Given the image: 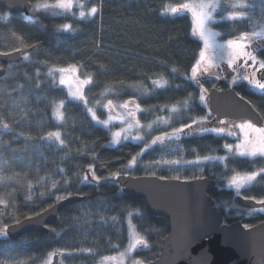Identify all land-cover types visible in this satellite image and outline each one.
Returning <instances> with one entry per match:
<instances>
[{
    "label": "trees",
    "instance_id": "obj_1",
    "mask_svg": "<svg viewBox=\"0 0 264 264\" xmlns=\"http://www.w3.org/2000/svg\"><path fill=\"white\" fill-rule=\"evenodd\" d=\"M180 2L182 0H102L103 7L98 15L83 21L33 10L29 19L30 16L23 14L5 15L9 12L0 8V52H15L14 49L21 47L18 36L23 37L26 44H39L37 49H22V54H31L29 60L0 64V68L6 70L0 79V119L14 129L8 132L0 128V166L3 169L0 175L11 177L0 183V198L7 201V208L0 205L3 223L9 227L14 225L13 214L23 220L25 215L43 212L57 203L56 195L70 192L71 196L81 197L79 202L60 211L57 220L49 224L44 233H30L18 239L0 236V242L6 241L0 243V261L16 264L26 260L28 264H44L48 253L66 250L63 257L59 256L60 264H100L104 256L112 257L126 248L129 219L150 243V247L139 251L138 256L146 262L160 256L162 242L169 233L168 220L152 215L143 200L124 194L116 179L102 180L99 184L82 183V174L90 164L101 177L120 172L165 179L179 176V180L210 178L219 186L211 196L225 223L241 222L253 227L264 222V212L250 213L251 209L240 207L234 191L227 187L232 168L251 171L253 166H264V160L230 159L227 168L219 161L156 163L225 155L227 150L223 146L236 143V138L229 135H182L177 141L149 148L137 157L135 166L125 167L151 138L191 123L192 117L214 119L208 106L200 102L199 94L201 86L209 92L216 82L205 79L204 75L198 77L200 85H197L187 78L202 48L201 42L192 35L191 16L162 14L165 5ZM100 3L101 0H88L87 5L99 6ZM251 16L252 20H218L212 27L222 34V41L234 39L253 30V20L259 16ZM64 23L73 24L76 31H61L58 26ZM258 56L264 58V51ZM72 64L78 66L81 78L84 79L85 74L92 75L93 83L86 88L85 96L88 106L94 107L100 119L108 116V109L102 105L109 99L115 105L134 100L141 108L148 109L138 115L145 126L142 128L143 141L111 145L112 130L97 124L83 103L69 100L65 88L54 84L47 74L52 66L66 68ZM174 68L177 71H172ZM161 78L168 81L165 88L152 83ZM108 86L112 91L101 96ZM234 89L264 118V93L253 90L246 82L235 85ZM59 100H65L66 122L63 124L53 116L54 102ZM97 100L100 105L95 103ZM185 100L187 106L183 103ZM174 104H179L177 113L164 107ZM158 116L170 118V123H153ZM148 124H152L151 129ZM54 131L62 133L68 145L66 150L39 139ZM19 133L25 135L19 136ZM29 135L35 139H26ZM61 168L63 173L59 172ZM41 177L46 179L41 182ZM65 179L70 183L65 185ZM51 180L60 182L56 189H51ZM29 181L33 185L31 191ZM28 195H32V200L26 199ZM242 196L262 199L264 186L244 189ZM128 212L132 213L130 218ZM113 216L118 218L116 222L111 220ZM82 248H91L93 252L76 251Z\"/></svg>",
    "mask_w": 264,
    "mask_h": 264
},
{
    "label": "snow or ice",
    "instance_id": "obj_2",
    "mask_svg": "<svg viewBox=\"0 0 264 264\" xmlns=\"http://www.w3.org/2000/svg\"><path fill=\"white\" fill-rule=\"evenodd\" d=\"M103 7L102 0L99 6H91L85 10V4L81 0H43V2H38L34 5L33 11L38 12L42 11L44 13L50 14L53 17H67L71 16L78 20H91L93 17H96L100 12V9ZM262 13H264V2L259 5ZM228 8H231L232 11H227ZM257 8V4L248 3L247 0H231L229 3L228 0H182L180 3L168 4L165 5L162 10V14H171L176 16H183L185 14L190 15L192 19V35L197 37L203 43V47L199 51V58L196 60L195 64L191 69V76L187 77L189 80L194 81L197 85H200V79L198 77H203L205 74L215 75L217 79H220V72L223 71L222 65H226L227 68L231 69L235 75L231 77V83L236 84L238 81H247V83L253 88L258 90L261 93H264V73H261L259 78L257 73H260L261 70H264V58L258 56V53L264 51V23H260L257 26L254 25L253 30L250 32H243L238 37L234 39L219 40L217 39L222 34L218 31H215L212 27L217 20H252V16L249 13V9L254 10ZM74 9H76L74 11ZM10 15V13L5 14ZM31 19V17H29ZM61 31L64 32H74L76 28L73 27L71 23H64L58 26ZM20 41L21 47L14 49L16 52H22V49H37L39 47L38 43L35 44H26L23 40V37H17ZM255 44V47L253 45ZM99 47V45H97ZM0 55H11L8 52H0ZM31 54L28 52H23V59L29 60ZM251 62V63H249ZM43 63H47L44 61ZM218 70V71H214ZM243 70V71H242ZM79 68L77 65L72 64L68 67H56L52 66L48 70V75L52 78L54 84L63 85L67 89V96L72 101L82 102L87 113L90 114L91 118L96 121L98 124H102L107 127L112 119V110L119 107L125 109L126 116L131 119L127 121L126 126L122 127L120 131L114 132L112 134L111 143L118 145L121 143V137L124 140H128L129 136L132 135L133 128L140 129L145 127L136 118L137 112L148 111V109L141 108L139 103H136L134 100L125 101L122 104L115 105L111 99L107 100L105 104L102 105L105 109L109 111V117L107 120L100 119L94 107L88 106V99L84 94V88L87 85L93 83V77L91 74H85V78L81 79L77 75ZM172 71H177V69H172ZM59 76L57 77V74ZM39 75V73H37ZM156 87L165 88L168 84L167 80L161 78L160 80H153L152 82ZM130 87H136V85H129ZM22 87V85H21ZM179 87V85H177ZM112 91V87L108 86L105 88V91L100 95L105 96L108 92ZM208 90L200 87L199 100L202 104L207 106L208 104ZM239 96V93H237ZM241 100L244 97H240ZM97 105H100V101L95 102ZM184 105L187 106L188 101L185 100ZM249 103H251L249 101ZM129 105L132 106V110H129ZM65 100H59L54 102L53 116L61 124L66 122L65 111ZM167 107L171 113H177L180 111L179 104H174ZM254 107V106H253ZM211 112V109H209ZM27 115V113H25ZM206 117H192L191 123H185L180 127L173 128L171 132H165L163 135L155 136L150 139L148 143L144 145L141 149V152L137 153L136 156H133L128 163L125 165L127 168H131L136 165L137 157L142 156L145 151L151 148L153 145H165V141H177L181 138L182 135L191 136L193 134L203 135L204 133H215L217 135L226 134L229 136L237 137L238 142L235 144H225L223 147L227 150L225 155H205L198 156L194 161H181L180 159L176 160H161L156 161V163L163 164H199L204 161H219L221 164L228 167V161L230 159H247L253 161L256 159L264 160V118H260V122L254 123L252 119H243L240 123H233L231 127H209L206 124ZM122 124L125 123V120L121 119ZM163 123L169 124L170 118L158 116L156 121L153 123ZM220 125H224L225 121H219ZM149 129L152 128V124H148ZM0 128L8 131L14 132L12 126L0 119ZM238 130L239 136H237ZM187 130V131H186ZM24 133H19V136H24ZM26 139L32 140L35 139L32 136H27ZM42 141L48 143H55L60 148L67 149L68 145L66 141L62 138V133L60 131L48 132L46 135L39 138ZM133 140L143 141L144 136L137 132L136 135L132 136ZM79 151V150H78ZM2 166H0V171H2ZM232 175L228 177V187L235 189V195L237 198H242L243 200H253L256 205L261 207H253L252 211H264V198L256 199V197L242 196V190L251 188L253 186H264V166L255 167L253 170L249 171L247 169L238 170L232 168ZM59 172L63 173L64 169H59ZM121 175L120 172L111 173L110 176L101 177L96 174L95 168L93 165L88 166L87 172L82 174V183H92L96 182L99 184L102 180H111L118 179ZM195 179H207L206 177H194ZM11 179V177H6L0 175V183L5 182L6 180ZM46 178L41 177V182ZM160 179H165V177H160ZM172 179L179 180V176L172 177ZM187 182V180L185 181ZM51 189H56L60 183L57 180H51ZM68 179L64 180V184H69ZM33 185L31 181L28 182V189L31 191ZM44 193L41 192L40 196H43ZM72 193H67V195H56L54 199L57 203L67 200L71 197ZM28 200H32V195L26 197ZM0 205H4L7 208V201L3 198H0ZM50 208H54V205H49V208L44 209V212L49 211ZM138 211V210H137ZM3 212L0 211V236L8 237L9 236V225L3 223ZM42 212H36L34 215H25L24 219L21 220L15 214L12 215L14 220V226L24 227L25 223H37L41 224L42 219H37V217H42ZM128 218L132 216L131 212L127 213ZM103 220L104 217H101ZM117 217H111L113 222L117 221ZM47 227V225H44ZM248 228V225H245ZM51 231H55L52 229ZM128 238L129 242L124 249V251L119 252V256L123 258L126 255H131L134 251L141 248H149L150 243L146 236L139 232L134 225L131 224L129 219V229H128ZM6 243V241L0 242ZM118 248V245H114ZM66 250H56L47 254V259L44 261V264H51L54 256L63 257ZM76 251L92 253L93 249H77ZM72 255L71 252L67 253ZM104 261L115 260L116 257L104 256L102 258ZM0 264H8V261H0ZM16 264H28L26 260H19ZM132 264H144L143 261L133 260ZM206 264V261L204 262Z\"/></svg>",
    "mask_w": 264,
    "mask_h": 264
},
{
    "label": "water",
    "instance_id": "obj_3",
    "mask_svg": "<svg viewBox=\"0 0 264 264\" xmlns=\"http://www.w3.org/2000/svg\"><path fill=\"white\" fill-rule=\"evenodd\" d=\"M37 0H0V8L11 14L28 15ZM0 55L1 65L18 64L22 52ZM0 68V79L5 75ZM208 110L216 122L252 119L260 122L261 114L245 98L240 99L234 88L213 87L207 93ZM243 97V96H242ZM160 179L157 176L121 174L116 179L124 194L143 200L149 212L169 222V233L162 242L161 254L147 264H264V222L246 228L241 222L227 224L211 193L219 190L216 181L207 178L192 180ZM71 196L42 212L41 224L25 223L10 226L9 237L21 238L30 233H44L57 220L60 211L79 202ZM240 207H261L251 199L237 198ZM47 225V227H44ZM51 264H60L59 255Z\"/></svg>",
    "mask_w": 264,
    "mask_h": 264
},
{
    "label": "rangeland",
    "instance_id": "obj_4",
    "mask_svg": "<svg viewBox=\"0 0 264 264\" xmlns=\"http://www.w3.org/2000/svg\"><path fill=\"white\" fill-rule=\"evenodd\" d=\"M38 2H43V0H37V1H35V2L33 3V7H34V5H35L36 3H38ZM81 2L85 4V10L87 11V9L90 7V6L87 5V4H88V0H81ZM228 2L230 3L231 0H228ZM247 2H248V3H255V4H257V8H256V9H254V10L249 9L248 11H249L250 15H252V14H256V15L259 16L258 19H254V20H253V26L256 25V26H257V29H256V30H259L258 25H259L260 23H264V19H262V18L264 17V13H262V11H261L259 5H260L262 2H264V0H263V1H262V0H247ZM32 10H33V9H32ZM75 10H76V9H74V11H75ZM227 10L230 11V8H228ZM32 12H33V11H31V13L28 14L27 16H28V17H29V16L31 17V16H32V15H31ZM38 12H41V11H38ZM257 13H259L260 15L257 14ZM218 20H219V19H218ZM218 20H217V21H218ZM192 25H193V23H192ZM194 37H195V36H194ZM195 38H196L199 42H201V46L203 47V43H202V41H200L197 37H195ZM217 39L221 40L220 37H218ZM221 41H222V40H221ZM253 47H255V44L253 45ZM214 71H216V70H214ZM242 71H243V70H242ZM261 73H264V70H261L260 73H257V77H258V78H259V76H260ZM77 75H79V74L77 73ZM232 75H235V74H232ZM232 75H231L230 77L221 76L220 79H217L215 75L205 74V76H206L205 79H209V80H211V81L216 82L214 87H218V88H219L218 85L226 86V87H228V88H234L235 85H237V84H239V83H241V82H246V83H247V81H238V83H236V84H232V83H231V77H232ZM58 76H59V73L57 74V77H58ZM80 78H81V77H80ZM81 79H83V78H81ZM216 84H217V85H216ZM60 86H62V87L65 88V86H63V85H60ZM88 86H89V85L85 86V88H84V94H85V90H86V88H87ZM250 87H251V86H250ZM251 88H252V87H251ZM252 89H253V88H252ZM65 90L67 91L66 88H65ZM221 90H222V89H221ZM253 90L259 92V91L256 90V89H253ZM260 93H261V92H260ZM69 100H71V99L69 98ZM71 101H72V100H71ZM74 102H79V101H74ZM80 103H82V102H80ZM207 106H208V105H207ZM129 110H132V106H131V105H129ZM126 111H127V110H125V109H121V108H119V107H117V108H115V109L112 110V116H113V119H112L111 123L107 126L108 129H111V130H112V134H113L114 132L120 131V129H121L122 127H125V126H126L127 121L131 119L130 117H127V116H126ZM139 113H140V112H137V113H136V118H137V119H138V115H139ZM97 116H98V115H97ZM108 117H109V111H108V116H107V118H106L105 120H107ZM121 119L125 120V123H124V124H122V123L120 122ZM95 122H96V121H95ZM240 122H241V121H240ZM240 122H226L224 125H220L218 122H215V119H213V120H206V124H207V126H209V127H218V126H220V127H231L233 123L238 124V123H240ZM97 124H98V123H97ZM99 125L105 127V126L102 125V124H99ZM105 128H106V127H105ZM233 130H234V131H237V136L240 135L239 132H238V130H236V129H233ZM137 132H139V133L142 135V134H143L142 128H140V129L133 128V130H132V135L129 136L128 140H124L123 137H121V142H124V141L140 142V141H136V140H133V139H132V136L136 135ZM213 134H215V133H213ZM160 135H163V133H162V134H159V135H157V136H160ZM221 135H224V134H221ZM231 137H233V136H231ZM234 138H236V143H237V142H238L237 137H234ZM111 140H112V137H111ZM166 142H168V141H165V143H166ZM111 145H114V144L111 143ZM155 146H159V144H158V145H153L152 147H155ZM227 187H228V184H227ZM228 188H230V187H228ZM230 189H232V190L234 191V193H235V189H234V188H230ZM242 191H243V190H242ZM256 212H259V211H256ZM256 212H255V213H256ZM260 212H264V211H260ZM250 213H254V212L252 211V212H250ZM142 250H144V248L138 249V250L134 251L131 255H126V256H124L123 258H121V257L119 256V254H117V255L112 256V257H116L115 260H107V261L102 260V261L100 262V264H132L133 260H140V261H143L144 264H147L148 262H146L145 260H143L142 257L138 256V252H139V251H142ZM123 251H124V250H123ZM52 261H53V260H52ZM59 261H60V259H59ZM51 263H52V262H51ZM59 263H62V262L60 261Z\"/></svg>",
    "mask_w": 264,
    "mask_h": 264
},
{
    "label": "flooded vegetation",
    "instance_id": "obj_5",
    "mask_svg": "<svg viewBox=\"0 0 264 264\" xmlns=\"http://www.w3.org/2000/svg\"><path fill=\"white\" fill-rule=\"evenodd\" d=\"M249 63H251V62H249ZM221 67L223 68V71L219 73L220 76L230 77L232 74H235L231 71V69L227 68L226 65H222ZM216 71H218V70H216ZM225 122H234V121H225ZM238 122H240V121H238Z\"/></svg>",
    "mask_w": 264,
    "mask_h": 264
}]
</instances>
